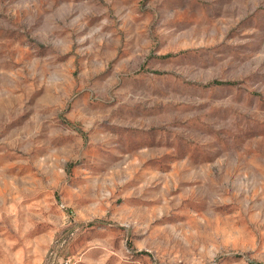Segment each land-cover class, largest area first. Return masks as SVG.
<instances>
[{
  "label": "rangeland",
  "instance_id": "obj_1",
  "mask_svg": "<svg viewBox=\"0 0 264 264\" xmlns=\"http://www.w3.org/2000/svg\"><path fill=\"white\" fill-rule=\"evenodd\" d=\"M0 264H264V0H0Z\"/></svg>",
  "mask_w": 264,
  "mask_h": 264
}]
</instances>
